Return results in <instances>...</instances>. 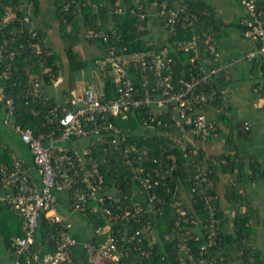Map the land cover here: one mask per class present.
<instances>
[{
	"label": "built area",
	"instance_id": "2783aa9c",
	"mask_svg": "<svg viewBox=\"0 0 264 264\" xmlns=\"http://www.w3.org/2000/svg\"><path fill=\"white\" fill-rule=\"evenodd\" d=\"M238 3L244 13L242 35L244 39L257 42V47L242 58L245 61H264V3L261 0H238ZM71 4L74 5V1L67 3L64 11L68 12ZM84 5L82 3L81 7ZM115 11L122 12L119 9ZM132 12L137 15L138 29L143 31L142 22H146L147 13L142 7ZM74 13L72 10L70 15ZM157 16L165 31H174L177 25L193 30L197 24L196 18L182 5H163ZM14 21L19 24V33L30 22L28 16L16 18L7 13L0 23V80L9 75L7 69L1 70V63L5 56L11 59L13 54H7V48L15 38L9 33L8 40L5 32ZM118 35L112 25L107 27V32L96 29L84 35V39L101 40L107 44L105 55L95 64L98 76L103 75L112 83L114 98L104 100L103 92L96 94L86 82L82 95L73 100L74 109L64 108L58 99H54L50 106L49 96L41 93L40 81L35 80L31 98H39L46 108L44 113L49 130L44 133L34 135L31 130L15 124V100L6 95L0 85V102L4 106L2 124L26 146L38 171L37 178L32 176L24 161L13 157L12 167L0 175V201L10 205L23 219L24 237L14 239L12 247L16 254L27 251L34 241L41 216L48 223L62 226V232L57 237L51 236L56 249L44 255L41 264H74L73 248L78 246L86 253L85 264H100L102 261L124 264L123 261L133 252L141 258H149L156 237L149 222H142L141 217L160 214L153 208V203H165L168 197L177 222L186 221L189 216L178 198L181 188L179 179L170 188L177 167L174 149H179L187 160L196 154L191 140L204 141L216 135L215 123L207 119L199 108L215 100L216 91L210 77L218 75L224 68L223 64L219 62L214 46L207 42L199 43L194 37L175 41L159 50L129 51ZM112 36L117 38L110 44ZM27 44L36 56L51 55L41 47L35 31ZM176 54L188 58L184 74H173ZM57 83L58 80L53 87ZM253 93L261 99L264 112V88L258 85L253 88ZM130 118L137 122L133 130L123 131L113 122L128 121ZM249 129L250 124L245 122L240 131L244 133ZM131 133L136 137H155L166 144L159 143V152L153 155L147 145L139 144L135 139L129 140ZM78 141L79 146L71 145ZM97 153L102 156L98 158ZM117 159L128 170L127 189L116 183V179L108 181L105 177L110 172V163ZM199 165L192 164L189 204L196 202L197 194L200 200L204 197L206 202L211 199L206 192L213 184L207 178V167ZM158 191L167 197H161ZM58 197L67 199L63 200L65 207L57 202ZM64 210L66 214L87 213L95 222H101L94 231L97 237L94 243L71 237L72 225L63 214ZM212 217L213 212L210 219ZM190 220L192 225L195 224L193 219ZM138 224L139 228L131 229ZM203 230L202 234L200 231L176 235L179 241L177 264H187V259L190 264H201L210 255L209 248L215 244L214 232L207 230L206 225ZM187 240L203 241L199 247L200 258L193 259ZM14 264H18L17 261Z\"/></svg>",
	"mask_w": 264,
	"mask_h": 264
},
{
	"label": "trees",
	"instance_id": "16d2710c",
	"mask_svg": "<svg viewBox=\"0 0 264 264\" xmlns=\"http://www.w3.org/2000/svg\"><path fill=\"white\" fill-rule=\"evenodd\" d=\"M72 1H74V5L71 4L68 12L64 11L65 5ZM174 1H177L180 5L184 6L187 12L196 18L198 42H207L217 50V44L214 41L211 39L207 41V37L210 36V34H213V37L215 36L214 34H216V30L218 29L217 23L213 20L212 15H209V9L198 0H146V2H144V0H105L103 1V4L100 3L101 0H49V5L53 10V19L57 23L59 37L64 44L63 58L61 60L60 56L44 43L46 29L50 27L45 25L41 28L33 24L34 20L40 14L41 0H0V23L7 13H12L16 18L28 16L30 21L23 26L22 33L17 31L19 28L17 21L9 24L5 32V36L8 40L10 39L9 36H11L9 33H11L13 34L15 41L8 43L7 54L13 52L11 59L5 56L1 63V70L7 69L9 75L7 78H2L0 80V85L3 92L6 95L13 97L15 100V124L23 129L31 130L34 135L49 130L44 113L46 108L41 105L39 98H31L33 84L35 80L38 79L40 81L41 93L45 94L47 93V89H54L53 83L56 80L62 78L57 89L59 93L64 92L68 95L74 87L75 81L79 78L82 72L86 73L87 70L94 66V58L83 59L75 50L76 45L80 43L85 32L98 28L107 32V27L112 25V27L117 30L119 34L118 36L120 37V40H122L123 45L126 46L129 51L158 49L154 45H149L147 41L144 40V36L146 35L145 31L138 29L137 15L136 13H133L132 10L135 11L138 7L145 9L146 5L152 4L153 2L156 3L157 10L163 5L174 7ZM261 1L264 3V0ZM82 3H85L83 7H81ZM93 6H95V8ZM115 9H119L122 12H116ZM72 10H74L75 13L70 15ZM243 18L244 15L242 19ZM242 19L238 23V28H240V33L243 37V27L241 26ZM145 23V21L142 22V25L145 26ZM33 31L37 33L41 47L48 50L51 55H43V57L34 55L27 44ZM192 31L193 30L189 28L177 25L174 28V34L169 38V42H173L174 39L190 40L193 34ZM115 38L117 37L112 36L110 38V44L113 43L112 41H114ZM94 42L106 51L107 44L102 43L101 40H96ZM256 43V41L253 42V48L257 47ZM174 58L176 60V65L174 66L173 74L178 75L180 72L184 74V71L188 66L187 56L176 54L174 55ZM247 62L250 63L251 71L256 70L257 73L260 74L258 75L257 82L253 84V88L258 85H261L262 88H264V61L252 60ZM226 71L225 68H222L218 75H212L210 77V83L216 91V98L211 104L199 108V111L205 114L208 111L216 110L219 114L220 120L225 114V108L222 102V90L225 88L224 84H226L224 81V73ZM100 81L102 84L103 99L108 100L114 98L115 94L112 83L103 75H100ZM54 99L55 98L53 97H49L48 103L50 106L53 105ZM3 114L4 106L3 103L0 102V175L3 171L9 170L13 164V150H11L4 140L8 139L10 135H4L7 128L2 124ZM113 122L121 127L123 131L127 129L133 130L137 126L136 120L132 118L128 121L114 120ZM241 125L238 130V136L249 135L251 127L243 133L240 131ZM215 127L216 133H218L220 129H218L216 123ZM7 130L10 131L9 129ZM10 133L11 137L15 135L12 131H10ZM132 134L133 133H131L129 140L135 139L137 143L147 145L150 154L153 155L158 154L159 150L157 146L159 143L166 144L163 140H157L155 137L143 138L136 137V135L133 136ZM18 149L22 152L24 150L27 151L24 144ZM174 153L177 158V167L173 172L170 188H173V185L176 184V180L179 179L181 190H189L191 185L190 179L193 176L192 164H196L202 160L203 156L201 152L198 151L196 155H192L189 159L185 160L179 149H174ZM96 155L98 158L102 156L100 153H97ZM19 159L22 160L21 158ZM215 161L217 163L207 165V178L212 182L213 187L207 189L206 193L207 197H211V199L207 202L206 197L200 200L199 195L197 194L195 195V198L197 199L196 202L193 204H182V208L186 209L189 213L186 221L177 222V215L170 208L167 195L160 194V191H158L161 197H167L165 203H153V208L157 209L160 214H147L141 217L142 222H149L151 225V231L156 237L151 254L149 258H141L137 252H133L128 259L123 261L124 264H177L176 260L179 241L176 235L179 233L183 235L185 232L199 233L200 231V234H202L204 232L203 226L205 225L207 226V230H213L215 242V244L209 248L211 253L206 259L213 258L216 253H218L219 256L217 258H225L226 256V260L240 264H264L263 252L260 249L250 246L249 243L250 235L254 232L253 227L248 226V223L250 222L249 217L245 214H238L232 220L228 221V218L225 217L222 209L223 204L220 203V199L216 196V185L218 183L219 173L228 174L231 177V181L234 180L233 183L235 184V182L241 177V162H239V159L237 160V155L226 156L224 154L218 156ZM221 161H224L225 163L222 164ZM24 163L29 169L30 167H34L30 157L25 158ZM110 168L109 174L105 177L108 181L116 179V183L121 184L125 189V182L128 175L127 168L122 165L118 159L113 163H110ZM250 168L252 169L253 174H257L258 179L264 183V168ZM228 186L229 193L225 194L228 201L226 202L225 200V204L229 202L237 205L241 196L235 191L233 185L228 184ZM214 196L217 198L213 199ZM64 201H67V199H64ZM57 202L62 208L66 204L61 201L60 197L57 198ZM187 205H190V208H187ZM60 211L62 212V210ZM211 212H213L212 219H210ZM77 214L80 216V221L84 222L83 229H86V232L84 236L80 237L81 235L79 232L77 230L73 231L71 228V237L77 241L94 243L97 239L94 231L96 226L101 222H95L87 213ZM190 218L195 221V224L192 225L190 223ZM262 221H264V217ZM70 222L73 224L77 221L71 219ZM229 222H231L232 227L231 233H228L227 229L224 227V224ZM139 227L140 225L138 224L132 226L131 229ZM61 232V225L48 223L44 217L41 216L38 219V226L34 235L33 243L24 253L16 254L15 249L12 247V243L14 239L24 237L23 219L10 205L6 202L0 201V264H14L15 261H17L18 264H41L44 255L53 252L56 249V245L51 239V236L54 235L57 237ZM262 239L264 245V225ZM202 242V240H187L186 242L189 247V252L194 260L198 257L200 258L199 247ZM73 257L74 264H85L87 261L85 251L79 246L73 248ZM186 263L190 264L188 259L186 260ZM100 264L108 263L102 261Z\"/></svg>",
	"mask_w": 264,
	"mask_h": 264
},
{
	"label": "crops",
	"instance_id": "0c3cea01",
	"mask_svg": "<svg viewBox=\"0 0 264 264\" xmlns=\"http://www.w3.org/2000/svg\"><path fill=\"white\" fill-rule=\"evenodd\" d=\"M103 1L105 0H101L100 3L103 4ZM198 1L209 9V15H212L218 27L216 34H214L215 36L213 37V34H210V36H208L209 38L207 37V41L211 39L217 44L219 62L222 63L225 70H227L224 73V81L226 84H224L225 88L222 90V102L225 108V114L220 120L216 110L206 112V117L215 122L220 131L204 141L191 140V147L196 153L198 151L201 152L203 158L197 162L196 165L200 164L199 167L203 168L207 167V165L217 163L215 159L222 154L226 156L237 155V160L239 159V162H241L240 165H242L241 177L234 184V180L231 181V177L228 174L219 173L218 183L216 185V196L220 199V203L223 204L222 209L228 221L232 220L238 214H245L249 217L250 222L248 226L254 229V232L250 235L249 241L254 243L256 240L255 238L260 236L259 234H261V238H263V227L261 228L260 225H262L261 222L264 217V197L261 201V207H259L254 196L258 189L263 191L264 195V183L258 179L257 174H253L250 167L264 168V112L261 109V99L252 91L253 84L257 82L258 75L260 74H258L256 70L251 71L250 63L242 58L243 55L253 48L254 44L252 41L244 39V37L241 36L238 23L242 19L244 13L237 0ZM144 2H146V0H144ZM173 5L177 6L180 4L174 1ZM143 10L148 15L143 31H145L146 34L144 40H146L149 45H154L159 50L167 48L173 42L178 41L174 39L173 42H169V38L174 34V31H165L161 28L155 2L146 5V8ZM33 24L41 28L45 25L50 27L46 29L44 43L57 53L62 60L64 44L59 37L57 23L53 19V10L49 5V0H41L40 14L34 20ZM87 32H85L84 35ZM192 33L191 38L194 37L198 39L197 27H194ZM84 35L80 43L76 45L75 50L83 59H95L94 66L89 69V71L94 69V72H92V76L89 74L88 76L91 77L92 80L96 77L99 84L92 85L91 80L87 78L85 72H82L75 81L74 87L70 93L66 95L64 92L59 93L57 89L58 84L62 81V78H60L57 86H55L53 90L47 89V93L45 94L49 97L60 99L62 106L66 109L75 108V105L72 104L73 100L82 95L86 82L90 83L96 94L102 93V84L96 70L95 62L103 58L106 51L94 42L96 40H90L91 42L86 41L87 39H84ZM78 47L79 49H81V47L82 50L84 49L86 56L77 50ZM245 122L250 124V134L238 136L239 127ZM6 131L8 133L6 132L4 135L9 136L10 131L7 129ZM4 140L5 142L7 141V139ZM79 143V141L73 142L71 145L79 146ZM13 157L17 159L21 158L24 161L25 158H29L30 156L26 150L22 152L16 149L13 151ZM29 171L32 176L38 177V171L34 167H30ZM228 184L233 185L235 191L241 196L237 205L229 202L225 204V200L226 202L228 201L227 196L225 197V194L229 193ZM178 198L182 204H189V191L186 189L181 190L180 188ZM60 199L63 201L65 197H60ZM255 205H257V207ZM187 208H190V205H187ZM63 214L68 217V221L71 219L77 221L73 224L70 222L72 230H77L81 235L80 237L84 236L86 229H83L84 222L80 221V216L78 214H66L65 210ZM224 225L227 232L231 233V222L225 223ZM260 247L261 250L264 248L263 245ZM218 256L219 254L216 253L213 258L205 259L201 264H240L226 260V256L225 258H217Z\"/></svg>",
	"mask_w": 264,
	"mask_h": 264
},
{
	"label": "rangeland",
	"instance_id": "374dc122",
	"mask_svg": "<svg viewBox=\"0 0 264 264\" xmlns=\"http://www.w3.org/2000/svg\"><path fill=\"white\" fill-rule=\"evenodd\" d=\"M77 50L81 53L82 52V54L84 55V56H86L85 54V51H84V49L82 50V47H81V49H79V47L77 48ZM92 72H94V69L92 70H87L86 71V76H87V78H89L90 80H91V83H92V85H98L99 84V81H98V79L96 78V77H94L95 79L94 80H92V78L91 77H89L88 76V74L90 75V76H92ZM7 132V131H6ZM8 133V132H7ZM9 135H10V137H8V139H7V141H6V143L8 144V146L11 148V150H13V151H15L16 149H18L19 147H22L23 146V144L21 143V141L18 139V137H16L15 135L14 136H12L11 137V133H9ZM255 198H256V203H258L259 205V207H261V201L263 200V197H264V195H263V191H261L260 189H258L257 190V192H256V194H255V196H254ZM256 207H257V205H255ZM263 223V221L261 222V224ZM261 226V228L263 227V225H260ZM260 236H257L255 239V241H254V243H251L250 241H249V243H250V246H253L254 248H256V249H260L261 250V245H263V239L261 238V234H259ZM264 246V245H263ZM262 252L264 251V248L261 250Z\"/></svg>",
	"mask_w": 264,
	"mask_h": 264
}]
</instances>
